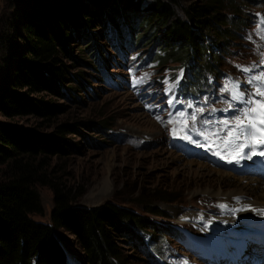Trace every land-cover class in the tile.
I'll use <instances>...</instances> for the list:
<instances>
[{
	"label": "trees",
	"instance_id": "trees-1",
	"mask_svg": "<svg viewBox=\"0 0 264 264\" xmlns=\"http://www.w3.org/2000/svg\"><path fill=\"white\" fill-rule=\"evenodd\" d=\"M145 1L15 0L12 12L0 14V264H67L56 235L61 229L72 235L83 264H131L122 256V245L145 252L146 243L173 236V230H157L142 214L110 201L96 207L76 204L80 193L50 168V159L68 154L72 144L64 135L77 133V126L61 123L47 133L13 121L29 114L48 120L62 108L34 95L46 91L70 96L73 75H68L63 58L71 55L77 32L103 28L110 44L123 33L133 35L138 26L142 34L135 42H141L145 29L155 24L161 31V66L172 62L195 76L206 71L217 76L223 60L239 53L248 22L245 5L262 2L187 0L182 7V0H148L143 6ZM216 46L222 47L220 54ZM98 129L106 128L100 124ZM38 185L53 193L48 222L33 217L44 214ZM153 199L177 198L162 192ZM138 205L153 214L163 212L150 199Z\"/></svg>",
	"mask_w": 264,
	"mask_h": 264
},
{
	"label": "rangeland",
	"instance_id": "rangeland-1",
	"mask_svg": "<svg viewBox=\"0 0 264 264\" xmlns=\"http://www.w3.org/2000/svg\"><path fill=\"white\" fill-rule=\"evenodd\" d=\"M147 2L148 0L143 2V6ZM187 4V0H182L180 6L184 7ZM14 6L15 0H0V14L4 11L12 12ZM180 6L177 7V10L183 15ZM244 10L243 17L248 19L250 13H264V6L259 7L251 1L245 5ZM141 12L145 13V10H141ZM134 27L133 36L139 38L142 30L138 26ZM86 31L88 32L86 34L85 32L74 34L70 49L71 55L68 58H63V62L68 69V75H73V81L69 83L72 91L70 96L60 97L55 93L46 91L34 95L52 104L63 105L62 108H58L54 116L48 120H41L29 114L14 117L13 121L24 127L38 128L47 133L52 132L56 125L61 123L74 124L78 127L77 133L64 135V138L72 144V147L67 150L68 154L61 157L53 156L50 159V168L55 169L63 180H66L80 193L76 200L77 205L96 207L110 201L142 214L157 227V230L158 228L168 230L172 229L173 226L187 223L188 219L199 213V208L218 200L216 196L208 195L205 192L208 185H210V188L215 186L212 185L214 184V177L207 176V172L204 170H198L196 163L203 162L192 158H184L174 151L172 147L175 145H166L165 127L160 126L148 117L149 114L146 111L149 105L148 101L141 97L136 98L127 89L126 84L120 89L114 88L112 85L113 82L120 83L121 80L117 75L129 78L139 72L143 66H133L127 69L110 68L115 63L120 67L121 57L109 46L103 28L93 31L88 28ZM160 33L161 31L157 29L155 24L146 28L142 41L133 44L134 51H141L145 54L153 46L159 48ZM221 49V46H216L214 50L217 54H220ZM238 49L242 53L236 58L245 59L238 74L243 75V70L250 67V61L253 58L261 63L257 54L253 53L248 57V53H243V51H248L247 41H242ZM157 55L159 54L156 53L151 68L146 72L148 77L160 81L159 76L167 78L170 71L168 68H174L172 66L176 64L168 62L167 65L160 67V64H157L156 61ZM131 57L134 61L138 60L135 59V56ZM98 61H101L108 68L110 78L106 81L97 70ZM230 67L231 65L227 62V59L223 60L221 69H229ZM191 74L195 77L192 72ZM196 78L200 82L203 80L204 75H197ZM221 92L233 98L232 91L228 92L226 88H223ZM213 97H219V100L223 101L218 91L214 92ZM210 103L213 106L215 105L216 108H220L217 99L210 101ZM201 114V127L205 130L204 124L209 114L203 108ZM0 120H4L1 115ZM80 122L90 123L91 125L90 127H80L78 125ZM100 124L105 125L106 129L104 131L98 129ZM215 124L217 122L211 126ZM194 125L186 129L176 127V133L182 136L185 135V138H188V135L194 131ZM125 136L136 137L141 142L138 145L131 144L125 139ZM207 167L219 169L218 171L229 173L231 176L242 177V183L246 179H256L233 174L220 167L209 165ZM231 181L232 179L227 177L225 182L231 183ZM223 188L227 190L228 186L226 185ZM36 189L44 214L41 216L33 215V217L48 222L53 208V193L47 186L38 185ZM162 192L169 193L177 199L173 202H160L153 199V197L161 195ZM147 199L153 200L154 204L163 212L153 214L143 211L138 204ZM185 226L187 227V225ZM187 228L191 234H196L192 227ZM56 235L66 252L69 264H83L81 251L74 242L72 235L63 229L59 230ZM155 236H159L157 232H155ZM167 238L173 243H177L174 237L168 236ZM195 242L198 244L197 240ZM179 250L181 251L175 258L176 260L170 264H178V261L185 255L197 261V249L182 245ZM121 252L122 256L126 257L131 264H152L149 257L140 252L139 248L134 245H122Z\"/></svg>",
	"mask_w": 264,
	"mask_h": 264
},
{
	"label": "snow or ice",
	"instance_id": "snow-or-ice-1",
	"mask_svg": "<svg viewBox=\"0 0 264 264\" xmlns=\"http://www.w3.org/2000/svg\"><path fill=\"white\" fill-rule=\"evenodd\" d=\"M262 63H264V60H262ZM244 71H248V69H244ZM253 79L255 81L264 82V73L255 76ZM233 99L244 101V93L234 94ZM245 102L249 107H247L243 113L244 119L238 118L236 120L234 127L228 131V138L225 140V144H228L229 141H240L241 135H243L245 142H240L236 151L234 153H229L233 161L245 158L251 159L252 156L255 155L264 156V148H262V146H264V89L258 87L254 96ZM169 103H171V101H169ZM191 119L195 121L196 115L193 114ZM169 123H171V121H169ZM223 124L227 126L229 121H224ZM172 131L174 135L177 134L176 129ZM249 140L251 143L247 142ZM245 149H248L247 153ZM214 154L221 156L220 152ZM221 158H223V156H221ZM248 207L250 206H245V209ZM256 211L264 213V209ZM185 264H187V262H185Z\"/></svg>",
	"mask_w": 264,
	"mask_h": 264
},
{
	"label": "bare ground",
	"instance_id": "bare-ground-1",
	"mask_svg": "<svg viewBox=\"0 0 264 264\" xmlns=\"http://www.w3.org/2000/svg\"><path fill=\"white\" fill-rule=\"evenodd\" d=\"M202 162V161H200ZM191 164V162H189ZM197 168L199 171L207 172V176L214 177V187L210 188L208 185L205 192L208 195L216 196L218 199H223L225 202H232V198L234 196H240L244 198L245 202L255 204L257 206H264V181L263 180H256V179H246L245 182H241V178L236 176H231L229 173H224L218 171L219 169H211L207 167L206 163H196ZM197 170V171H198ZM200 174V172H199ZM232 179L231 183H226V179ZM250 178V177H249ZM228 186V189L225 190L223 187ZM232 188V189H231ZM243 216L247 217V223L253 225L251 217L252 210L248 208L246 211L243 212ZM239 234V230L235 229L233 235Z\"/></svg>",
	"mask_w": 264,
	"mask_h": 264
}]
</instances>
